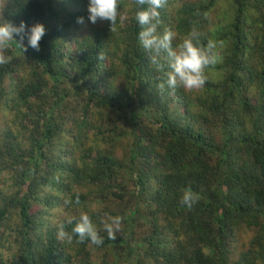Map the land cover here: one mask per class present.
I'll return each mask as SVG.
<instances>
[{
    "label": "trees",
    "instance_id": "trees-1",
    "mask_svg": "<svg viewBox=\"0 0 264 264\" xmlns=\"http://www.w3.org/2000/svg\"><path fill=\"white\" fill-rule=\"evenodd\" d=\"M4 2L46 32L39 51L15 37L0 64V264H264V0H168L157 34L195 27L218 60L203 88L163 94L166 62L138 42L148 5L119 0L110 31L88 0ZM81 213L102 245L57 240Z\"/></svg>",
    "mask_w": 264,
    "mask_h": 264
},
{
    "label": "clouds",
    "instance_id": "clouds-1",
    "mask_svg": "<svg viewBox=\"0 0 264 264\" xmlns=\"http://www.w3.org/2000/svg\"><path fill=\"white\" fill-rule=\"evenodd\" d=\"M133 3L136 6L148 5L147 9L135 12V20L141 28L138 33L139 44L145 51L152 53L150 61L159 69L164 70L165 62L167 65L166 70H164V79L156 85L157 90L163 94L166 88L175 90L179 87L185 92L203 88L207 81L206 69L217 63L218 60L217 41L209 39L205 45H201L199 41L202 33L193 27L173 47L172 42L176 38V33L173 30L165 29L162 34H157V27L160 24V12L158 10L165 8L168 0H133ZM4 7H7L6 3ZM87 11L88 20L92 24L98 20L109 21L110 31L116 30L118 18L120 22L127 19L126 14L119 10V0H88ZM83 22V17L77 18V23L82 24ZM45 32L44 25L39 22L29 26L21 21L19 25H16L5 19L3 12L0 11V64L9 62L10 58L5 56L4 52L9 42H16L15 37H19L21 41L26 38L28 46L39 51V42ZM220 44L222 45V42ZM197 200L198 196L191 190H185L181 197V202L189 209ZM75 202L80 203L78 197ZM65 203H70V201L66 200ZM68 222L71 223L72 221L69 220ZM101 223L108 233L109 239L114 240L116 233L121 230V217L107 216ZM73 234L81 243L85 239H88L95 246H100L104 242L90 216L86 213L80 214L71 232L65 230L63 223L57 225V240L71 242Z\"/></svg>",
    "mask_w": 264,
    "mask_h": 264
},
{
    "label": "rangeland",
    "instance_id": "rangeland-1",
    "mask_svg": "<svg viewBox=\"0 0 264 264\" xmlns=\"http://www.w3.org/2000/svg\"><path fill=\"white\" fill-rule=\"evenodd\" d=\"M184 1H186V2H194V1H196V0H184ZM4 0H0V10L2 9V7H3V5H4ZM155 22V21H154ZM178 37L176 36V38L173 40V42H172V44H175V43H177L178 42ZM192 92H194V91H192ZM185 113H186V109L184 108V107H178V115H180L181 117H184V115H185ZM72 214V213H71ZM48 216V219H47V222H48V224H49V221H50V218H49V215H47ZM71 217V215H70V213H69V215H68V217L66 218V219H64V220H68L69 218ZM134 238L135 239H138V236H134ZM92 259H93V261L94 262H98V260H99V254L98 253H94L93 254V256H92Z\"/></svg>",
    "mask_w": 264,
    "mask_h": 264
}]
</instances>
